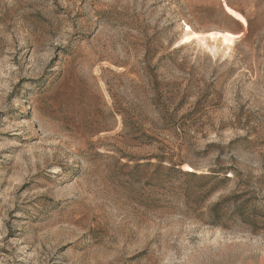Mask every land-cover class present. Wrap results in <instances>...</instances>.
<instances>
[{
	"label": "rangeland",
	"instance_id": "obj_1",
	"mask_svg": "<svg viewBox=\"0 0 264 264\" xmlns=\"http://www.w3.org/2000/svg\"><path fill=\"white\" fill-rule=\"evenodd\" d=\"M0 264H264V0H0Z\"/></svg>",
	"mask_w": 264,
	"mask_h": 264
}]
</instances>
